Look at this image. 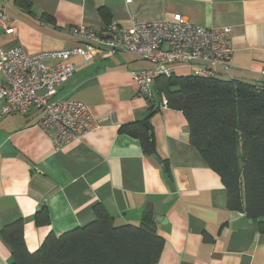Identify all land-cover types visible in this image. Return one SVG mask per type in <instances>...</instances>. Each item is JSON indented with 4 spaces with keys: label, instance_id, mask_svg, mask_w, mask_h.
Returning a JSON list of instances; mask_svg holds the SVG:
<instances>
[{
    "label": "crops",
    "instance_id": "obj_1",
    "mask_svg": "<svg viewBox=\"0 0 264 264\" xmlns=\"http://www.w3.org/2000/svg\"><path fill=\"white\" fill-rule=\"evenodd\" d=\"M18 1L0 0V13L13 29L6 34L0 27L4 50L21 47L32 55L80 47L70 29L84 25L105 31L101 7L125 28L179 14L196 26L230 29V63L217 69L216 78L264 84V0H27L29 9ZM120 56L88 64L72 59L76 69L57 89L55 100L81 102L100 121L81 140L55 149L37 126L34 110L0 119V231L21 219L26 248L34 252L49 234L59 236L95 220V204L116 226H137L149 207L171 195L159 160L169 168L176 196L163 204V220L156 223L164 245L155 264H264V242L256 243L264 233L255 224L229 229L227 192L190 144L182 113L166 107L154 83L151 104L139 94L130 73L149 64ZM187 75L176 68L175 76ZM149 114L155 157L139 140L119 132ZM43 209L49 223L39 226L35 215ZM10 255L0 236V264H9Z\"/></svg>",
    "mask_w": 264,
    "mask_h": 264
},
{
    "label": "trees",
    "instance_id": "obj_2",
    "mask_svg": "<svg viewBox=\"0 0 264 264\" xmlns=\"http://www.w3.org/2000/svg\"><path fill=\"white\" fill-rule=\"evenodd\" d=\"M16 3L29 9L27 0ZM99 14L106 26L109 11L101 7ZM154 89L167 108L184 116L189 142L219 176L228 209L248 219L264 218V84L187 75L161 77ZM149 117L123 125L119 132L139 140L144 152L155 156ZM158 162L171 181L167 164ZM92 210L95 220L59 236L49 234L34 252L26 248L21 219L4 226L0 236L11 250L9 264L156 263L164 240L156 233L153 212L145 211L137 226H116L101 204ZM35 223H49L45 209L35 215ZM258 227L264 233V223Z\"/></svg>",
    "mask_w": 264,
    "mask_h": 264
},
{
    "label": "built area",
    "instance_id": "obj_3",
    "mask_svg": "<svg viewBox=\"0 0 264 264\" xmlns=\"http://www.w3.org/2000/svg\"><path fill=\"white\" fill-rule=\"evenodd\" d=\"M8 25V20L0 13V27L11 34L13 29L7 28ZM70 35L82 46L32 55L21 47L0 48V74L5 81L0 85V102L3 103L0 119L14 114L23 116L34 110L38 114L37 126L55 149L81 140L100 126V121L83 103L54 99L57 89L76 69L72 59L79 58L83 64H88L127 55L143 61L149 67L130 74L139 94L152 99L155 80L175 76L176 68L186 69L198 77L212 78L216 77L218 68H228L232 55L228 27L196 26L179 14L169 21L134 22L129 28L111 20L103 32L79 25L70 29ZM261 74L264 75V71Z\"/></svg>",
    "mask_w": 264,
    "mask_h": 264
},
{
    "label": "water",
    "instance_id": "obj_4",
    "mask_svg": "<svg viewBox=\"0 0 264 264\" xmlns=\"http://www.w3.org/2000/svg\"><path fill=\"white\" fill-rule=\"evenodd\" d=\"M150 152L152 153V150H150ZM153 157H155V156H153ZM161 167H163V165H161ZM162 173H163V179L165 180L166 184L168 185L171 195L168 196L163 201H159V202L154 203L152 205V207H149V209H147V210L153 212V214L155 215V222L157 224H160L163 220V215H162L163 204L167 203L173 197L176 196L174 186L171 184V181L168 179V177L165 174V171L163 169H162ZM261 223H264V218L248 219L247 216L243 213L231 211L230 221H229V229L234 230L237 228H244L248 224L258 225ZM262 242H264V236H262V235L257 236L256 243L261 244Z\"/></svg>",
    "mask_w": 264,
    "mask_h": 264
},
{
    "label": "rangeland",
    "instance_id": "obj_5",
    "mask_svg": "<svg viewBox=\"0 0 264 264\" xmlns=\"http://www.w3.org/2000/svg\"><path fill=\"white\" fill-rule=\"evenodd\" d=\"M120 57H128V56H126V55H121Z\"/></svg>",
    "mask_w": 264,
    "mask_h": 264
}]
</instances>
